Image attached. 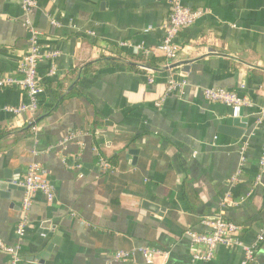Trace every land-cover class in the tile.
Masks as SVG:
<instances>
[{
  "label": "crops",
  "instance_id": "1",
  "mask_svg": "<svg viewBox=\"0 0 264 264\" xmlns=\"http://www.w3.org/2000/svg\"><path fill=\"white\" fill-rule=\"evenodd\" d=\"M35 1L29 20L41 50L59 53L38 64L39 111L52 105L56 89L76 92L35 121L36 114L2 110L27 103L23 90H0V128L13 130L0 138V181L5 170L22 180L37 162L54 187L51 203L34 196L22 237L15 228L23 191L4 197L0 190V240L18 250L20 264H108L116 251L139 247L165 253L153 264H240L241 250L223 246L212 261H193L185 232H203V217L220 216L250 245L264 228V119L255 124L264 108V0H182L204 14L179 31L175 58L160 68L147 60L159 53L144 65L126 56L162 41L170 0ZM23 21L19 0H0V75L21 78L29 36ZM122 42L130 48L118 47ZM52 66L56 76L49 78ZM170 80L176 91L155 107ZM206 88L237 91L249 102L241 138L220 132L237 107L205 101ZM243 144L245 163L232 185ZM100 157L115 171L102 175ZM54 237L55 253L36 259ZM8 263L0 252V264ZM118 264L146 262L136 254ZM249 264H264V238Z\"/></svg>",
  "mask_w": 264,
  "mask_h": 264
},
{
  "label": "built area",
  "instance_id": "2",
  "mask_svg": "<svg viewBox=\"0 0 264 264\" xmlns=\"http://www.w3.org/2000/svg\"><path fill=\"white\" fill-rule=\"evenodd\" d=\"M22 13L24 15L23 25L27 29L28 36V51L22 56L18 63V70L21 74V78H15L13 76L0 75V90L19 88L25 92L28 98L27 103H23L17 107H4L2 110L14 115L19 116L24 113L36 114L39 110L38 99L43 93L44 88L40 84L38 77V64L42 60H54L58 56V51L47 50L42 51L39 45V33L32 27L30 23V16L37 6L35 0H19ZM204 11L202 9H191L182 4V0H170V10L166 17L165 33L162 41L155 47L148 49H142L136 47L134 50H139L141 55L148 57L157 53L161 54L167 61L175 58L178 51V47L175 44V39L178 36L179 31L182 28L192 25L199 20ZM53 23V22H52ZM54 24V23H53ZM150 29V28H149ZM147 29L146 31H148ZM118 47L130 48L128 43L122 42L118 44ZM49 78L56 76V71L52 66L47 72ZM148 82L152 84L153 78H149ZM184 85L185 82L180 83ZM178 84L174 80H170L168 83L166 93L155 102V107H159L166 97L175 92ZM203 98L210 103H220L233 107H245L249 105V102L244 96L240 95L237 91L227 90L224 88H206L203 90ZM264 119V108L261 109L259 116L256 118L255 124L259 125ZM73 137L68 135L64 140L69 141ZM245 144L240 148V163L237 169L230 176V183L236 184L240 180L242 174L243 165L245 163ZM264 155V154H263ZM264 164V156H262L260 165ZM98 169L102 175H109L114 172V168L102 157L97 161ZM259 176L257 177V179ZM17 184L23 189V198L21 201V219L17 223L15 231L19 237H22L25 230L26 220L29 210L32 206L33 198L37 193L42 194L48 203H51L54 199V187L49 182L46 176L45 169L37 162L30 163L25 171V175L22 180H19ZM249 196L245 194L238 199L235 206L241 205ZM200 224L204 227L203 232H196L188 230L185 235L190 240V254L193 261L210 262L215 256L216 249L220 246L223 247H235L241 250L242 259L240 264H249L254 259L255 250L260 241L264 238V228L260 235L257 237L253 244L247 245L239 236V227L232 222L223 219L220 216H207L203 217ZM199 249H203L200 252ZM0 252L8 255V264H20L22 257L18 250L14 247L6 245L0 240ZM136 254L143 257L146 264H153V258L159 255H165V253L147 247H139L131 251H116L111 257V262L108 264L124 263L126 261L134 260Z\"/></svg>",
  "mask_w": 264,
  "mask_h": 264
},
{
  "label": "water",
  "instance_id": "3",
  "mask_svg": "<svg viewBox=\"0 0 264 264\" xmlns=\"http://www.w3.org/2000/svg\"><path fill=\"white\" fill-rule=\"evenodd\" d=\"M173 66H170L168 68H172ZM187 70V69H185ZM243 108L237 107L234 116L231 122V125L229 126H223L220 129V132L224 135H228L232 138L239 139L241 138L247 128L248 119L244 118L242 116ZM34 123H31L29 125V128L33 127ZM131 154H136V150L129 151ZM18 171H9L5 170L2 175V179L0 181V190L2 191V196H7V191L11 189H17L23 191L21 187H18L17 184H14L13 182H18ZM4 194V195H3ZM149 209V208H148ZM150 211H153L152 209H149ZM58 237H54L52 239V242L46 247L44 253H42L40 256L36 257V259L40 260H47L48 256L50 254H54L56 251V245L58 244ZM32 260V259H31ZM42 262V261H41Z\"/></svg>",
  "mask_w": 264,
  "mask_h": 264
},
{
  "label": "trees",
  "instance_id": "4",
  "mask_svg": "<svg viewBox=\"0 0 264 264\" xmlns=\"http://www.w3.org/2000/svg\"><path fill=\"white\" fill-rule=\"evenodd\" d=\"M126 59H128V61H130L132 63H137V64H141V65H144L145 61H146V57H144L142 55L131 54V53L126 56ZM147 60L149 62V66L152 68H160L162 65L167 64V62H168L164 57H161V58H159V57L155 58L154 57V58H150ZM90 67H91V64H88L83 68L80 78H82L83 75H85L86 73L89 72ZM138 70H140V69H138ZM72 74L74 75L73 72L70 73V75H72ZM75 92H76V90L72 89L68 94L63 95L61 90L59 91L56 89L54 91V102L52 103V105L49 108L41 109L40 111L38 110V112L34 116V120L36 121L40 117L46 115L47 113H50L63 100H65L66 98H70V97L74 96ZM29 131H30V129L25 131L24 133L27 134V133H29ZM11 132H13L12 129L0 128V138L5 137L6 135L10 134ZM24 133H22V134H24Z\"/></svg>",
  "mask_w": 264,
  "mask_h": 264
}]
</instances>
